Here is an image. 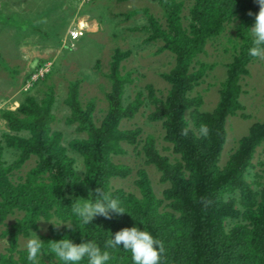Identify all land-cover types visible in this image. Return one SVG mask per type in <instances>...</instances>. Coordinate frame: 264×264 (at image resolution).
<instances>
[{
  "label": "trees",
  "instance_id": "16d2710c",
  "mask_svg": "<svg viewBox=\"0 0 264 264\" xmlns=\"http://www.w3.org/2000/svg\"><path fill=\"white\" fill-rule=\"evenodd\" d=\"M152 1L162 18L144 9L147 22L133 29L145 44L157 45L156 55L173 56L174 65L162 74L170 86L166 95L148 84L125 103L134 84L132 71L125 70L132 51L116 47L99 123L96 102L82 98L81 80L68 85L62 120L75 137L66 140L55 128L53 85L26 92L15 110L0 111L6 123L0 141V233L8 243L0 264H264V119L220 166L227 121L245 110L242 81L254 61L261 56L264 61V0ZM53 6L40 13L48 15ZM222 38L231 45L226 76L216 107L205 111L199 89L215 65L202 56ZM0 65L7 66L3 60ZM145 106L152 108L149 121L161 124L173 160L153 135L142 138L143 129L122 128ZM5 146L18 150L11 164L4 160ZM128 148L142 159L133 191L113 184L135 171L116 160ZM148 167L157 172L161 196ZM43 223H50L46 233L20 249V240Z\"/></svg>",
  "mask_w": 264,
  "mask_h": 264
},
{
  "label": "rangeland",
  "instance_id": "374dc122",
  "mask_svg": "<svg viewBox=\"0 0 264 264\" xmlns=\"http://www.w3.org/2000/svg\"><path fill=\"white\" fill-rule=\"evenodd\" d=\"M62 0H0V111L15 110L22 102L26 92L37 94V90H45L49 85L55 88L57 104L55 112L59 121L55 128L65 133L66 140L75 137L73 127L62 120L67 108L63 99L71 81L81 80V94L84 102L94 100L97 104V123L104 117L106 109L105 92L110 89L106 77L109 62L114 48L131 50L132 56L125 62V70L132 71L134 84L128 86L125 103L133 100L135 94L144 90L146 85H153L158 93L166 95L169 84L162 74L170 71L174 58L170 53L156 55L157 45L145 44L143 35L133 28L145 24L148 9L162 18L159 4L152 0H89L85 4L65 0L62 7H54ZM53 6L48 15L40 12ZM84 11V13H82ZM11 18V19H10ZM65 20V22H64ZM30 22L39 25L40 32L34 31ZM83 26V36L72 41L68 31L74 25ZM61 25V26H58ZM56 29H58L56 31ZM231 45L222 38L215 46L208 48V54L202 61L214 64L199 91L204 96L203 110L212 111L219 99L220 84L226 76V62L229 59ZM14 69L18 73L14 74ZM250 75L242 81L244 93L241 97L245 108L236 117L227 121V141L225 143L220 166H225L230 155L237 147L238 141L247 135L250 127L264 119V61L262 56L250 67ZM31 74V79H26ZM50 74L42 84L38 81ZM38 83V84H37ZM37 84V85H36ZM150 106H145L133 119L124 120L123 129H143L142 138L153 135L164 155L174 157L163 140V129L160 123L150 122L148 114ZM5 121L0 119V141L6 130ZM191 126L194 125L191 122ZM129 154L116 157L120 163L131 165L135 171L127 179H115L113 184L125 190H136L133 180L136 169L142 159L133 148ZM137 151V150H136ZM18 150L5 146L4 160L11 164L17 157ZM33 162L30 164L32 165ZM80 169H81V165ZM155 190L162 195L163 186L154 167H148ZM252 179L251 177H249ZM14 221L11 218L2 230ZM56 221H53L54 223ZM50 223H43L39 230L32 232L29 238L20 240V249L30 247L33 240H39L45 234ZM8 247L7 240L0 233V253Z\"/></svg>",
  "mask_w": 264,
  "mask_h": 264
},
{
  "label": "built area",
  "instance_id": "2783aa9c",
  "mask_svg": "<svg viewBox=\"0 0 264 264\" xmlns=\"http://www.w3.org/2000/svg\"><path fill=\"white\" fill-rule=\"evenodd\" d=\"M74 1L76 4L77 3L81 4V1H82V4H85L89 0H74ZM83 31H84V28L82 25L79 26V25L75 24L74 26H72L68 31V35H69L70 40H72V41L79 40L83 36Z\"/></svg>",
  "mask_w": 264,
  "mask_h": 264
}]
</instances>
